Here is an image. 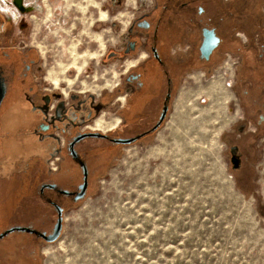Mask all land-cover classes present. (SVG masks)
Masks as SVG:
<instances>
[{"label": "flooded vegetation", "instance_id": "1", "mask_svg": "<svg viewBox=\"0 0 264 264\" xmlns=\"http://www.w3.org/2000/svg\"><path fill=\"white\" fill-rule=\"evenodd\" d=\"M28 2L0 7V264H45L58 213L65 219L126 152L150 147L176 107L212 84L233 99L222 134L228 172L264 218V0L106 8V20L121 18L104 24L114 36L90 81L75 66L56 71L32 41ZM95 81L99 92L86 85Z\"/></svg>", "mask_w": 264, "mask_h": 264}, {"label": "rangeland", "instance_id": "2", "mask_svg": "<svg viewBox=\"0 0 264 264\" xmlns=\"http://www.w3.org/2000/svg\"><path fill=\"white\" fill-rule=\"evenodd\" d=\"M27 1L32 41L47 47L56 71L75 66L78 78L90 81L88 70L99 68L114 36L104 24L121 18L106 20L103 12L136 0ZM11 4L0 0L7 12ZM86 85L99 92L97 81ZM216 86L177 106L150 147L126 152L118 169L67 210L62 236L44 248L45 264H264V218L227 169L222 134L233 99L224 83Z\"/></svg>", "mask_w": 264, "mask_h": 264}, {"label": "water", "instance_id": "3", "mask_svg": "<svg viewBox=\"0 0 264 264\" xmlns=\"http://www.w3.org/2000/svg\"><path fill=\"white\" fill-rule=\"evenodd\" d=\"M211 45H213V44H211ZM211 45H209L207 43V47L210 50L213 48V46H211ZM58 215H59L58 216V220H57V222L55 224L53 233L50 236L46 237V241L48 243H54V242H56L60 238V236H61V232H62V229H63L64 218L62 217L61 211L58 213Z\"/></svg>", "mask_w": 264, "mask_h": 264}, {"label": "bare ground", "instance_id": "4", "mask_svg": "<svg viewBox=\"0 0 264 264\" xmlns=\"http://www.w3.org/2000/svg\"><path fill=\"white\" fill-rule=\"evenodd\" d=\"M23 1L24 0H14V3L17 5V7L18 8H21L22 9V6H23ZM102 14V13H101ZM104 14H105V12H104ZM102 16V15H101ZM102 18V17H101ZM215 86H216V84H215ZM219 86H220V84H219ZM217 87V86H216ZM215 87V88H216ZM218 88V87H217Z\"/></svg>", "mask_w": 264, "mask_h": 264}]
</instances>
